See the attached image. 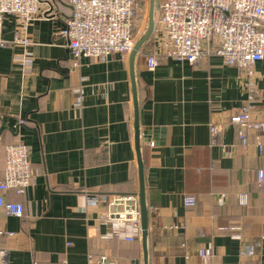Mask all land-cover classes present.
Here are the masks:
<instances>
[{
    "label": "crops",
    "instance_id": "obj_1",
    "mask_svg": "<svg viewBox=\"0 0 264 264\" xmlns=\"http://www.w3.org/2000/svg\"><path fill=\"white\" fill-rule=\"evenodd\" d=\"M136 1L142 9L149 3ZM39 3L50 14L30 23V45L12 44L13 16L3 25L9 45L0 49V181L3 149L18 142L29 148L37 174L23 195L0 192L24 209L21 218L0 209V249L6 264L101 257L143 264L141 242L105 238L106 207L87 203L90 196L138 192L129 55L82 59L73 68L61 38L69 1ZM155 48L151 37L135 60L140 130H150L141 144L149 264H202L198 252L207 245L209 264H264V183L256 179L264 169V135L262 153L256 133L243 148L229 122L250 94L245 73L214 56L196 66L160 58L149 71L146 57ZM253 70L251 117L264 122V60ZM211 122L222 127L217 145ZM188 197L196 201L192 208L184 205Z\"/></svg>",
    "mask_w": 264,
    "mask_h": 264
},
{
    "label": "built area",
    "instance_id": "obj_2",
    "mask_svg": "<svg viewBox=\"0 0 264 264\" xmlns=\"http://www.w3.org/2000/svg\"><path fill=\"white\" fill-rule=\"evenodd\" d=\"M71 14L61 31L72 57V67L82 59L106 62L113 54L129 55L136 42L135 22L143 13L136 0H68ZM152 37L155 50L146 57V66L154 71L159 59L186 62L196 66L210 56L221 59L225 66L242 70L247 78L248 99L229 119L237 129L240 146L246 148L248 135L256 133V146L263 152L261 135L264 122L251 117L254 103L253 65L264 60V0H160ZM41 10L39 0H0V49L9 45L3 36L7 16L15 19L12 44L28 46V28L32 21L49 15ZM22 123V122H21ZM212 145H217L222 127L208 124ZM224 152L226 146L219 145ZM36 172L30 163V150L21 142L3 149V177L0 192L13 191L23 195L32 185ZM257 182L264 183V169L256 173ZM91 206H105L102 222L109 227L105 238L117 237L128 243L140 241L141 221L137 195L90 196ZM196 204L194 198L184 201L187 208ZM0 209L7 217L21 218L23 206L0 196ZM4 233L0 231V235ZM10 235V234H9ZM237 238V236H235ZM202 264L213 257L211 245L198 252ZM7 251L0 249V264H6ZM33 264H39L34 262ZM86 264H117L106 257L89 258Z\"/></svg>",
    "mask_w": 264,
    "mask_h": 264
},
{
    "label": "water",
    "instance_id": "obj_3",
    "mask_svg": "<svg viewBox=\"0 0 264 264\" xmlns=\"http://www.w3.org/2000/svg\"><path fill=\"white\" fill-rule=\"evenodd\" d=\"M155 26V0H149L148 14H147V28L144 34L136 40L133 49L129 53V77L131 83L132 103H133V134L134 144L137 161V174H138V192L137 197L139 200L140 208V221H141V247L143 255V264H149L148 262V229H149V213L146 203V191L144 180V166L141 154V144L149 141L150 130H140L139 125V103L138 92L135 78V60L137 55L141 52L145 44L151 39ZM13 37V36H12ZM8 37V39H12ZM5 128L0 129V136Z\"/></svg>",
    "mask_w": 264,
    "mask_h": 264
},
{
    "label": "rangeland",
    "instance_id": "obj_4",
    "mask_svg": "<svg viewBox=\"0 0 264 264\" xmlns=\"http://www.w3.org/2000/svg\"><path fill=\"white\" fill-rule=\"evenodd\" d=\"M158 2L159 0H155V18H157L158 15ZM147 14H148V3L146 7L143 9V13L138 18V23H136L135 27V37L136 40H138L146 31L147 28Z\"/></svg>",
    "mask_w": 264,
    "mask_h": 264
},
{
    "label": "trees",
    "instance_id": "obj_5",
    "mask_svg": "<svg viewBox=\"0 0 264 264\" xmlns=\"http://www.w3.org/2000/svg\"><path fill=\"white\" fill-rule=\"evenodd\" d=\"M136 23H138V18H137V20H136V22H135V27H136ZM135 27H134V31H133V34H134V35H135V32H136ZM148 213H149V212H148Z\"/></svg>",
    "mask_w": 264,
    "mask_h": 264
}]
</instances>
